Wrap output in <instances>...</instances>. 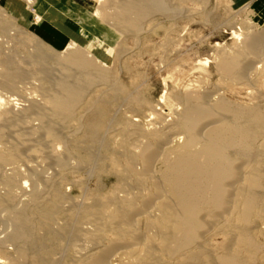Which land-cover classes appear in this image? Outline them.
<instances>
[{
	"label": "bare ground",
	"instance_id": "bare-ground-1",
	"mask_svg": "<svg viewBox=\"0 0 264 264\" xmlns=\"http://www.w3.org/2000/svg\"><path fill=\"white\" fill-rule=\"evenodd\" d=\"M104 1L105 4L96 14L97 18L104 26L108 24L121 35L125 34L135 40L141 37L145 27L156 16L174 17L179 11L175 12L172 7L175 1L184 6L191 0ZM7 26L6 23L2 24L4 30L9 29ZM114 33L112 30L110 35ZM234 36L235 39L240 38V34L238 36L234 33ZM99 38L111 42L113 46L116 44L111 37ZM241 41L235 43L232 51L221 53L217 70L225 83L257 91L249 100L250 104L230 102L216 90L202 92L195 84L184 88L175 84L176 91L166 102L171 108L173 120L166 121L163 125L161 123V127L154 123L156 127L146 130L140 124L124 126V166L123 170L119 168L121 171L118 176L128 193L125 192V197L114 200L111 208L105 207L108 202H104L106 211L99 202L86 206L84 211L78 213L81 219L98 215L94 219L103 226H98L95 230H87L86 226L82 237L91 241L80 244L74 240L70 243L76 250L96 252L83 258L81 264H112L111 259L117 252L115 257L119 264H264V245L260 244V238L264 239V64L262 67L260 65L264 63V32L248 34ZM40 58H36L39 64ZM258 63L260 66H256ZM12 64L13 61L6 60L2 65L3 71H0L2 88L10 93L16 92L18 82L28 79L31 74ZM53 64L59 67L58 76L53 75L50 67L41 72L52 86L43 90L42 96L45 99L42 104H39L40 100L32 98L35 100L31 102L32 105L30 103L28 109L17 113L16 105L21 103L18 99H12L13 96L5 99L0 97V111L3 113L2 120L0 119V185L10 193L5 200H0V210L3 206L13 208L12 192L21 183L22 177L27 178L26 173H29L34 190L32 195L29 194L24 199H29L28 202L18 205L15 210H9V216H6L9 217L7 219L11 222L10 226L14 227L11 229L14 232L8 238L16 243H34V233L38 225H41L40 221L51 220L61 210L60 205L58 207L57 203H53L52 209L46 212V217L43 216L38 208V201L43 193L38 184L40 173L31 165V161V164L26 162V169L30 172L23 174L19 167L23 158H38L43 161L47 155V159L55 161L54 163L64 161L57 154L59 149L56 150L55 144V149L51 146V153L48 154L49 150L46 154V144L51 141L59 144L61 135H58L56 129L63 130L68 123L77 120V113L86 94L94 86H107L115 99L128 98L129 95L113 73L98 68V62L91 56V52L80 49L75 43H71L65 53L54 58ZM200 66L199 69L206 70V65ZM223 86L225 88L226 85ZM139 100L138 107H145L144 102ZM164 100L165 96L161 103H165ZM17 101L18 104L15 103ZM101 104L94 106L96 118L85 127L81 141L76 138L84 145V161L94 160L89 151L93 147L105 148L103 150L108 154L106 148L109 145L104 147L101 141V134L107 125L106 106ZM33 113L35 116L28 118ZM35 121L41 123L40 127H34ZM12 128L24 131H19L15 137L13 135L18 143H4L7 131ZM26 152L30 158L23 156ZM113 160L114 164L122 161L117 158ZM4 166L11 167L10 175H3ZM26 186L27 181L21 188L22 192ZM132 186L141 191V196L131 193L135 191L130 190ZM14 195L17 196L15 193ZM59 195L56 193V202L63 201ZM6 203L12 207H8ZM3 208L7 213L8 210ZM34 218L39 219V224L36 225ZM80 229L82 227L70 231L59 229V232H62L60 236L74 230L80 234ZM53 230L48 232V236L56 239L59 234ZM217 240L221 243L217 244ZM24 253L20 252L23 260L27 257L23 256ZM41 260L36 258L33 264H43L44 261Z\"/></svg>",
	"mask_w": 264,
	"mask_h": 264
},
{
	"label": "rangeland",
	"instance_id": "rangeland-1",
	"mask_svg": "<svg viewBox=\"0 0 264 264\" xmlns=\"http://www.w3.org/2000/svg\"><path fill=\"white\" fill-rule=\"evenodd\" d=\"M103 1L0 0V71H3L4 62L10 60L13 61V67H19L31 73L28 79L18 82L17 85L19 86L17 87L19 88L16 92L4 91L2 88L3 81H0V97L5 99L13 96L12 99H18L19 103L21 102L16 105L18 106L15 109L17 113L22 112L23 109H28L30 103L35 100H40L38 102L42 104L45 99L43 92L51 85L41 72L50 67L49 69L53 70V75L58 76L59 67L53 64V59L65 53L71 43H75L80 49H87L91 52V56L98 62V68L113 73L120 86L125 88L129 94L128 98L115 99L112 97V92L109 91L111 89L107 86L97 85L90 89L79 109L80 112L77 113V120L68 123L63 130L56 129L58 135H61L59 144L57 141L46 144V154L49 150L48 154L51 153L50 147L55 144L56 150L59 149L57 154H60L64 160L61 161L63 165L60 162L54 163L55 161L52 162V160L47 159V155L46 160L43 159V161L38 158L37 160L23 158L25 163L31 164L33 161L31 165L35 166L40 173L38 184H40L39 189L43 193L42 195L40 193L42 197L38 201V208L43 212V216L46 217V212L55 203L58 204V207L61 206V210L59 213L57 211L51 220L40 221L41 225H38V229L34 233V243L23 244L9 240V235L14 232V229L11 230L14 227L10 226L11 222L7 219L9 217L6 218L9 210L18 208V205L22 206L26 201L28 202L29 199H24L32 195L34 191L29 173H26L30 170L27 171L28 165L22 160L19 167L23 174L26 173L27 178L22 177L21 183H17L18 186L12 192L13 195L11 194L14 197L13 208L6 203L9 205L8 207L11 206V209L3 206L8 210H6L7 213L3 207L0 210V218H2L0 219V264H33L36 258L42 259L43 264H81L82 260L91 256L92 253H96L87 249L82 250V252L70 246L74 240L79 241L80 244L85 243L84 241H91L84 240L82 237L86 229L95 230L94 228L98 226L103 227L99 225L101 222L98 223L94 219H97L98 215L81 219L78 213L81 210L84 211L86 206H93L99 202L101 205L108 202L107 204L104 203L106 206L103 204V207L111 208L114 200L126 196L125 192L127 191L121 185L124 182L118 176L124 166L122 144L126 137L123 129L134 123L140 124V127L142 126L141 128L146 130V128L156 127V125L161 127L164 122L173 120L171 108L166 102L176 91L175 87L184 88L195 84L197 87L199 86L198 88L202 92L216 90L226 100L237 104H250L251 98L257 92L250 87H233L230 83H225L217 70V64L221 53L232 51L235 43L242 42L241 38L244 40L248 34L254 35L264 32V0H191L183 4L184 6H180V3L175 1L172 7H174L175 12L179 10L178 13L181 15L175 13L174 17L171 18L156 16L151 24L145 27L141 37L135 40L125 34L121 35L108 24L104 26L101 20L97 18V12L106 2ZM3 23L8 24L9 29L4 30ZM112 30L115 33L110 35ZM234 33H237L238 36L240 34V38L235 39ZM104 36L111 37L114 42L116 41V44L113 46L111 42H105L104 39L99 38ZM37 57H41L39 59L41 64L37 63ZM262 59L264 60V58ZM202 64L206 65L205 68L202 66L206 69L205 72L199 69ZM262 64L264 63L260 64L261 67ZM101 65L105 67L103 68ZM260 65L259 63L256 64V66ZM206 71L207 74H205ZM223 85L227 87L224 88ZM136 96L138 100L140 99L139 101L144 102L145 107H138ZM164 96L166 98L165 103H161ZM138 97H141L142 100ZM134 99L137 103L134 102ZM132 100L134 103H131ZM18 101L15 103L18 104ZM100 104L106 106L107 118L105 121L107 122L105 123L107 125L105 124V130L101 134V141L104 147L109 145V148H106L108 154L104 151L105 148L93 147L88 149L94 158L93 162L84 161L86 153L83 151L84 145L82 146L79 141L84 135L83 132L85 133V127L96 118L94 109ZM2 116L3 113L0 111V119ZM32 116H35V113L29 114L28 118ZM154 123H156L155 126ZM161 123L162 125H160ZM40 124L38 121L33 123L35 128L40 127ZM69 125L72 127H68ZM10 130V133L7 131L4 137V143L5 141L16 143L17 140L14 137L19 131H24L21 128ZM64 140L66 141L64 142ZM0 142H2L1 139ZM28 154L26 152L23 156L30 158ZM112 158L122 161L116 162V165ZM10 169L11 167L4 166L3 175H10ZM1 181L2 177L0 176V184ZM26 181L27 186L24 193L21 188ZM134 187H130V190L134 191ZM3 188L0 185V200H5L10 194L6 188ZM136 191L131 193L134 195L138 193L136 196H141L142 193L139 194L141 191ZM56 193L60 194L59 196L62 197L63 201L56 202ZM15 196L19 202L15 200ZM34 219L36 225L39 224L37 223L39 219ZM94 222H97L98 225ZM75 227H82L80 229L82 233H75L77 229ZM59 229L75 230L60 236L62 232H59ZM50 230L59 234L57 240L48 236ZM216 243L219 244L221 241L217 240ZM260 244L264 245V239L260 238ZM19 251L27 252L23 254L24 257L27 256L24 260ZM117 253L111 259L112 264H119V260L115 257Z\"/></svg>",
	"mask_w": 264,
	"mask_h": 264
}]
</instances>
